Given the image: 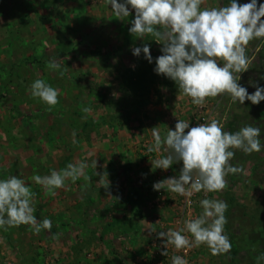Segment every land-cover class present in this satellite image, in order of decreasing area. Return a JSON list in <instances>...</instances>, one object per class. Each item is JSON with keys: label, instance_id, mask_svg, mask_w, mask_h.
Wrapping results in <instances>:
<instances>
[{"label": "rangeland", "instance_id": "rangeland-1", "mask_svg": "<svg viewBox=\"0 0 264 264\" xmlns=\"http://www.w3.org/2000/svg\"><path fill=\"white\" fill-rule=\"evenodd\" d=\"M196 142L188 264H264V0H0V264L96 262L86 187L141 168L171 233Z\"/></svg>", "mask_w": 264, "mask_h": 264}, {"label": "crops", "instance_id": "crops-1", "mask_svg": "<svg viewBox=\"0 0 264 264\" xmlns=\"http://www.w3.org/2000/svg\"><path fill=\"white\" fill-rule=\"evenodd\" d=\"M140 170L141 175L136 177L141 176L138 180L143 181V185L134 183L132 186L120 185L111 189L104 184L91 186L88 183L85 199H81V202L84 200L87 205L98 209L94 211L95 215L86 216L90 224L86 240L90 244L100 241L105 246L104 249L97 246V254L93 253L96 262L91 264H153V249L150 250L148 246L153 243V231L158 227L160 229L156 221L165 225L163 234L168 233L165 229L168 223L159 217L162 204H158V198L153 200V167L147 172L142 168ZM94 224L101 225L98 227ZM91 255L87 253L86 256ZM77 259L81 257L77 256Z\"/></svg>", "mask_w": 264, "mask_h": 264}, {"label": "built area", "instance_id": "built-area-1", "mask_svg": "<svg viewBox=\"0 0 264 264\" xmlns=\"http://www.w3.org/2000/svg\"><path fill=\"white\" fill-rule=\"evenodd\" d=\"M209 97V91L203 88L194 92L190 98L193 106L196 108L193 127L195 128L196 138L199 143L202 142L205 135V123L207 121L205 108L209 103ZM195 145H197V148L194 156H196V160L200 159L202 162H190L192 166V184L184 189H179L178 216L174 220V228L171 233H166L162 238L160 237L161 239L157 241L158 246L155 245L162 254L164 264H188V257L191 253L189 212L191 206L196 203L200 193L199 189L195 188L193 184L198 187L204 182L208 184V182L212 181L210 179L211 173L204 159L208 151H203L197 142ZM214 184L217 183L215 182ZM202 194L207 195V191L203 190Z\"/></svg>", "mask_w": 264, "mask_h": 264}, {"label": "trees", "instance_id": "trees-1", "mask_svg": "<svg viewBox=\"0 0 264 264\" xmlns=\"http://www.w3.org/2000/svg\"><path fill=\"white\" fill-rule=\"evenodd\" d=\"M41 113H43V112L39 111V114H41ZM232 246H233V244H232ZM238 252H239V250L238 249H234V247H233V250H232L233 255L235 256Z\"/></svg>", "mask_w": 264, "mask_h": 264}]
</instances>
